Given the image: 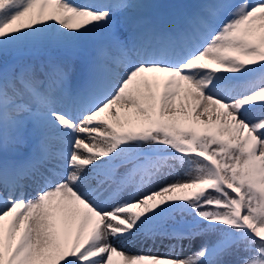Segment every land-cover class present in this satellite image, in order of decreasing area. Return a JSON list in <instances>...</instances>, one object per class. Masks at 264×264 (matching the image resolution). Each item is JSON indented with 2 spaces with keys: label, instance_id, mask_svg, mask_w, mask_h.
Returning <instances> with one entry per match:
<instances>
[{
  "label": "snow or ice",
  "instance_id": "1",
  "mask_svg": "<svg viewBox=\"0 0 264 264\" xmlns=\"http://www.w3.org/2000/svg\"><path fill=\"white\" fill-rule=\"evenodd\" d=\"M143 7L0 0V264H264V0Z\"/></svg>",
  "mask_w": 264,
  "mask_h": 264
},
{
  "label": "bare ground",
  "instance_id": "2",
  "mask_svg": "<svg viewBox=\"0 0 264 264\" xmlns=\"http://www.w3.org/2000/svg\"><path fill=\"white\" fill-rule=\"evenodd\" d=\"M72 2L83 3V2H85V0H72ZM187 8H188V6L183 4L182 1H180V0H165V3L162 2L161 5H159V7H156V9L153 11V15L148 17V18L164 19V18H167L176 12H179L181 10H185ZM90 53H91V51H89L85 55L84 59H86ZM55 55L60 56V55H62V53L55 52ZM81 66H82V61H80L79 63H77L75 65V69L77 72H79ZM26 198H31V195L27 194ZM149 248H151L150 244H149L148 248H142V249H138V250L148 251ZM151 250L153 252H157V251L163 252V251H165V248L161 247L158 244L155 248H151ZM185 253H188V251H185L183 254H185Z\"/></svg>",
  "mask_w": 264,
  "mask_h": 264
},
{
  "label": "rangeland",
  "instance_id": "3",
  "mask_svg": "<svg viewBox=\"0 0 264 264\" xmlns=\"http://www.w3.org/2000/svg\"><path fill=\"white\" fill-rule=\"evenodd\" d=\"M165 1V0H164ZM182 1L183 4H185L186 6H188L189 8L197 5L198 3L201 2V0H180ZM137 2H139L140 4H142L144 7L142 8L141 10V14L148 18L150 16L153 15V11L156 9V7H159V5H161L160 3L162 2L161 0H137ZM88 50H85L82 49L80 52H78L76 54V57H82L85 55V53L87 52ZM63 54V53H62ZM76 60V59H75ZM73 61L74 63V66L76 65V61ZM37 62H39L38 60H36ZM190 253H185L183 255H189Z\"/></svg>",
  "mask_w": 264,
  "mask_h": 264
}]
</instances>
